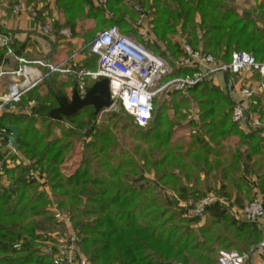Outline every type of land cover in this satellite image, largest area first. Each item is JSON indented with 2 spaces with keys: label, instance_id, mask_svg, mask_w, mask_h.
Returning a JSON list of instances; mask_svg holds the SVG:
<instances>
[{
  "label": "trees",
  "instance_id": "16d2710c",
  "mask_svg": "<svg viewBox=\"0 0 264 264\" xmlns=\"http://www.w3.org/2000/svg\"><path fill=\"white\" fill-rule=\"evenodd\" d=\"M25 1L45 7L54 3L63 17L54 25L56 36L70 28L76 38L78 20L98 23L106 15L93 0ZM108 1L116 13L114 7L123 0ZM137 1L143 7L150 3L155 11L150 31L155 40L140 43L173 66L167 79L193 71L177 65L186 56L185 39L221 62L245 51L264 63V3L257 8L261 10L257 19L248 12L249 16H240L223 0ZM107 22L136 35L137 29L124 15L105 18L98 26ZM178 33L184 40L172 42ZM163 42L166 49L160 48ZM95 62L91 57L86 65L94 68ZM218 75L225 78L224 88L216 85L215 76L184 93L166 92L180 96L196 112L197 117L186 122L183 138H174L172 128L164 129L163 105L154 107L147 127L138 126L127 114L131 125L124 128L133 127V140L122 145L109 126L98 124L93 107L56 119L59 97L69 100L66 89L77 88V81L51 78L47 93L42 95L38 86L19 104L25 107L36 101L31 115L1 114L0 132L9 125L17 127L20 149L12 159L16 164L0 174V264H70L56 260L54 249L48 254L36 244L42 240L38 233L43 224L59 223L52 206L74 226L79 264H216L220 252L231 250L251 252L254 264L255 253L264 249V226L237 220L219 200L202 216L186 212L210 196L239 208L257 194L264 197V127L251 119L264 121V93L244 100L237 91L238 78ZM246 79L259 81L260 74ZM237 106L245 108V125L233 120ZM118 117L111 114L110 122ZM77 145L82 152L73 163ZM32 169L40 171L50 191L42 190L40 181L26 179ZM147 172H154L162 188H154ZM141 181L146 184L143 188L137 185ZM168 187L172 194H167Z\"/></svg>",
  "mask_w": 264,
  "mask_h": 264
},
{
  "label": "built area",
  "instance_id": "2783aa9c",
  "mask_svg": "<svg viewBox=\"0 0 264 264\" xmlns=\"http://www.w3.org/2000/svg\"><path fill=\"white\" fill-rule=\"evenodd\" d=\"M4 10H10L16 20L22 14H27L34 23L35 32L39 34L44 36L54 34L53 28L58 17L41 3L29 4L25 0L16 4L3 2L0 5V13ZM138 27L140 35L148 39L146 35L149 30L144 24L143 14L138 21ZM57 36L67 41L74 38L70 28L61 29ZM15 42L14 33L0 31V50L4 52V61L13 57L17 62L16 67L8 69L5 67V62L0 65V114L13 111L15 114L31 115L33 107L37 105L36 101H31L25 107L19 104L24 96L55 75L65 78L74 76L82 97L91 88V84L104 78L109 79L114 107L120 105L140 127L149 125L155 100L160 94L172 91L184 93L205 80H212L218 74H230L238 78L236 83L241 84L240 97L244 100L253 99L257 93H264V63L258 62L253 55L245 51L234 52L230 62L226 63L200 49H194L184 41L186 56L177 65L193 71L166 80L174 72L173 66L133 36L123 33L117 26L102 30L91 42L81 46L71 56L57 64L43 59L17 57L14 50ZM85 51L89 52V56L97 58L95 70L83 67L79 63ZM255 72L260 74L256 87L249 84V81L246 82V78H251ZM233 81L235 82L231 79V82ZM3 91L5 93H2ZM233 120L245 125L248 120L245 108L237 106ZM253 123L255 126L260 125L259 120H254ZM8 134L7 129L0 132L1 173L11 166L4 149L16 152L7 138ZM43 178L40 171L33 169L26 175L27 180L42 181ZM216 200L226 206L229 213L237 220L244 219L264 226V197L260 194H257L244 208L233 206L225 198L210 196L196 203L192 213L194 216H202L205 208ZM262 247L264 248V243ZM250 261L251 252L222 251L217 264H250Z\"/></svg>",
  "mask_w": 264,
  "mask_h": 264
},
{
  "label": "rangeland",
  "instance_id": "374dc122",
  "mask_svg": "<svg viewBox=\"0 0 264 264\" xmlns=\"http://www.w3.org/2000/svg\"><path fill=\"white\" fill-rule=\"evenodd\" d=\"M95 5L98 7H101L103 10H105L106 15L104 16L107 19H111L112 17L117 18L118 16L122 17L123 15L126 16L128 19L130 25L134 26L136 31V35L133 37L137 39L139 42L141 40H144L145 42H150L155 40V36L150 32L151 29L153 28V20H155V11L150 9L151 5L148 2L146 3L147 5L145 7L141 6L137 0H123L120 2L118 5L114 7V10L117 11L116 13L111 9L109 1L104 0L103 2H100V0H93ZM225 1L226 5H229L231 8L236 10L240 16H249L250 15L255 16L257 19H260V11H258V6L259 4H263L264 0H223ZM28 2V1H26ZM151 2V0H150ZM29 3V2H28ZM138 8L139 10H137ZM87 9V8H86ZM257 9V10H256ZM51 13H53V10H49ZM248 12V13H245ZM58 17L62 15L61 13L58 14V12H55ZM61 14V15H60ZM115 14V15H114ZM143 14L144 17V24L148 28L149 33L146 35L148 39H144L143 36L140 35V30L138 27V21L140 19V16ZM117 16V17H116ZM104 18V19H105ZM63 19V18H62ZM104 19H100L99 22L97 23L95 19H88V20H78L77 21V32L79 33L78 36L76 37L77 40L79 41H89L91 38H93L95 35H97L99 32L102 30L108 28L111 26L110 23H103L101 27L98 26L101 22L104 21ZM98 26V27H97ZM117 26V25H116ZM119 27V26H118ZM121 30V29H120ZM180 30V29H179ZM172 42H181L184 40L183 36L181 33H178L177 35L172 36ZM186 41V39H185ZM184 42V41H183ZM151 43V42H150ZM161 49L165 48L166 49V43L161 44ZM160 49V50H161ZM168 80V79H166ZM232 80H234L232 78ZM216 85H219V82L216 83ZM221 86V85H220ZM45 90V86H43ZM223 88V86H221ZM237 91L240 90L237 87ZM42 92V91H40ZM164 107L163 109V115L166 116L167 122L164 124V129L167 128H172V130L175 132V137L174 138H183L187 136V132L185 131L186 127V122L190 120L191 118H196V112H194V109L192 105L188 104H183L181 102L180 96L177 95H168L166 93H162L158 96L157 102L155 104V109L158 106ZM4 113H14L13 111L11 112H4ZM22 113V112H20ZM113 113H117L119 115L116 120H112L110 122V115ZM252 121L254 122V119L251 118ZM248 121V120H247ZM117 123V127H115L114 123ZM171 122V123H168ZM247 123V122H246ZM99 125H106L109 126L112 130V134L114 137L118 138V143L120 145L129 143L133 140L131 137V130L133 127H126L125 126H130L131 125V119L128 117L127 113L125 110L120 106L117 105L116 107L110 109V110H105L99 115V120H98ZM260 125L264 127V123L260 121ZM40 127L39 125H37ZM67 126V125H66ZM181 128V129H180ZM40 129H42L40 127ZM60 132V131H58ZM60 134V133H58ZM3 151V150H2ZM5 156L7 155L8 160L11 162V166L16 164V160H12L13 156L15 157L18 154V151H13L9 149H4ZM3 151V152H4ZM82 152V147L81 145H77L76 147V153H75V158L73 160V163H77L80 160V153ZM10 166V167H11ZM1 174V172H0ZM44 177V176H43ZM146 177L151 180V182L154 183V188L155 186H161L162 188V183L158 182L157 179L154 177V172L152 173H146ZM45 180V179H44ZM40 181L42 184V190H47L50 191V188L47 184V181ZM6 184V183H3ZM139 186L141 188L145 187V182L141 181L138 182ZM166 191V190H165ZM173 192H170L169 187L167 190V194H172ZM237 207V206H236ZM187 208V207H186ZM239 208V207H237ZM53 209V216L55 217V222H59L58 224H43L41 228V232L38 233L42 236V240L36 243L39 245V248L48 254H50V249H54V258L59 261H66L70 264H79L78 259H77V237L76 234L74 233V226L71 222L65 221L66 217L58 211L54 206L51 207V210ZM189 215L193 216L194 214L192 213V210H187L186 211ZM199 216V215H198ZM54 222V223H55ZM262 226V225H261ZM235 249V248H234ZM231 251H237V250H231ZM220 255V254H219ZM219 255L216 256V260H218ZM217 264V263H216Z\"/></svg>",
  "mask_w": 264,
  "mask_h": 264
},
{
  "label": "crops",
  "instance_id": "0c3cea01",
  "mask_svg": "<svg viewBox=\"0 0 264 264\" xmlns=\"http://www.w3.org/2000/svg\"><path fill=\"white\" fill-rule=\"evenodd\" d=\"M18 0H0V5L3 2H8L9 4H15ZM260 5V4H259ZM47 10H53L54 14L57 11L56 6L53 2L50 3L48 7H46ZM58 12V11H57ZM59 14V12H58ZM57 15V14H56ZM61 15V14H60ZM59 15H57L58 17ZM62 15L60 18L58 17V21H62ZM0 31L2 32H12L16 36V44L14 46L15 55L17 57H23L28 59H43L47 62L57 64L71 56L78 48H80L83 45H86L88 43H84V41H79L77 38H73L71 41L64 40L60 36L51 35V36H44L42 34H39L38 32H35L34 30V23L30 20L29 16L27 14H22L17 20L14 18L10 10H4L0 13ZM122 31V30H121ZM0 50V55H1ZM5 56V55H4ZM91 56H89V52L85 51L81 57H80V64L83 67H86L87 63L89 62ZM95 67L90 68L86 67L91 70H95L97 67V58L94 57ZM5 62V67L13 68L17 66L16 60L12 58H7L4 61V57L0 58V65H2ZM53 79H56L60 82H68V81H77L74 76H69L68 78L55 75L52 77ZM224 76L217 75L215 78V83L219 82L221 86L224 88ZM50 80L46 81L42 85H40L42 92H40L42 95L48 92L49 82ZM5 82V80H4ZM259 81L255 79H251L249 81V84H252V86L256 87ZM93 85V84H92ZM219 85V86H220ZM45 86V90L43 91ZM75 87L74 85L70 88L66 89L67 97L70 101L73 91ZM2 93H5L4 91ZM261 93H257V95ZM3 114V113H2ZM1 115V114H0ZM254 120H259L258 117L251 116ZM264 123V121H262ZM253 263L254 264H264V249L258 250L254 257H253Z\"/></svg>",
  "mask_w": 264,
  "mask_h": 264
},
{
  "label": "water",
  "instance_id": "95a60500",
  "mask_svg": "<svg viewBox=\"0 0 264 264\" xmlns=\"http://www.w3.org/2000/svg\"><path fill=\"white\" fill-rule=\"evenodd\" d=\"M58 102L59 107L55 110V118L58 120L74 116L87 107H93L94 115L98 116L115 105L111 96L110 81L107 78L95 82L83 97L78 88H75L70 101L59 97ZM7 131L9 142L16 151H19L20 131L13 125L7 126Z\"/></svg>",
  "mask_w": 264,
  "mask_h": 264
}]
</instances>
